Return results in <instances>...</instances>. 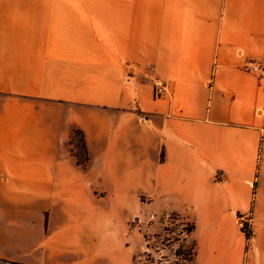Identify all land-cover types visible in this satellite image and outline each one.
Returning a JSON list of instances; mask_svg holds the SVG:
<instances>
[{
    "label": "crops",
    "instance_id": "1",
    "mask_svg": "<svg viewBox=\"0 0 264 264\" xmlns=\"http://www.w3.org/2000/svg\"><path fill=\"white\" fill-rule=\"evenodd\" d=\"M250 58L264 0H0V264H134L141 205L193 213L195 264H264Z\"/></svg>",
    "mask_w": 264,
    "mask_h": 264
},
{
    "label": "rangeland",
    "instance_id": "2",
    "mask_svg": "<svg viewBox=\"0 0 264 264\" xmlns=\"http://www.w3.org/2000/svg\"><path fill=\"white\" fill-rule=\"evenodd\" d=\"M73 151L84 156L83 150L76 137L73 141ZM172 213L155 212L146 205L138 206L137 217L132 221V227L136 228L137 242L134 252V264H183L176 255L179 242L168 243L167 238H179V227L176 219H171ZM183 222L190 225L194 221L192 212L181 215ZM175 222L171 231L165 228ZM244 230V229H242ZM196 241V239L194 238ZM196 241V247H197Z\"/></svg>",
    "mask_w": 264,
    "mask_h": 264
},
{
    "label": "trees",
    "instance_id": "3",
    "mask_svg": "<svg viewBox=\"0 0 264 264\" xmlns=\"http://www.w3.org/2000/svg\"><path fill=\"white\" fill-rule=\"evenodd\" d=\"M78 138V141L80 143V148L83 150L84 152V156L82 157L80 154L75 153L74 155L77 159L78 164H81L83 166V168H86L89 162V156H88V152H87V148H86V144H85V138H84V134L80 129H76L74 130V138ZM242 217H240L241 219ZM171 219L174 220L176 219L178 222L175 224L176 227H179V234L180 237L179 238H167V241L169 244L173 243V242H179V247L176 251V255L180 258L181 262L183 264H195V259H196V255H197V247H196V242L195 240H193L192 237V233L194 232L195 228H196V224L195 221H192V223L187 224L185 222H183L184 220L182 219L181 215L178 213H172L171 214ZM175 222L171 223V225H169L168 227L165 228L166 232L171 231L172 226ZM251 235V232L249 231L248 233H246L247 238L249 239ZM11 264H19V263H11Z\"/></svg>",
    "mask_w": 264,
    "mask_h": 264
},
{
    "label": "built area",
    "instance_id": "4",
    "mask_svg": "<svg viewBox=\"0 0 264 264\" xmlns=\"http://www.w3.org/2000/svg\"><path fill=\"white\" fill-rule=\"evenodd\" d=\"M241 68L256 76L260 86L264 88V59L263 58H250L245 60ZM154 92L156 97H161L166 94L167 87L166 85L161 82L159 79L154 80ZM241 225L243 231L245 233H248L250 231V223H251V216L247 215L245 217H242L241 219Z\"/></svg>",
    "mask_w": 264,
    "mask_h": 264
},
{
    "label": "water",
    "instance_id": "5",
    "mask_svg": "<svg viewBox=\"0 0 264 264\" xmlns=\"http://www.w3.org/2000/svg\"><path fill=\"white\" fill-rule=\"evenodd\" d=\"M239 222L241 223V220Z\"/></svg>",
    "mask_w": 264,
    "mask_h": 264
}]
</instances>
